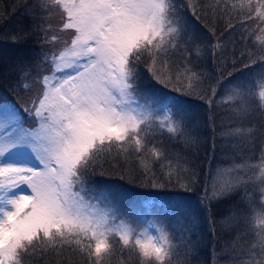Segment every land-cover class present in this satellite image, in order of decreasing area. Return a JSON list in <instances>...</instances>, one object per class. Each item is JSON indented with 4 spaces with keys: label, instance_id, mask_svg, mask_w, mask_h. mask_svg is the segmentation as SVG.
Instances as JSON below:
<instances>
[{
    "label": "snow or ice",
    "instance_id": "obj_1",
    "mask_svg": "<svg viewBox=\"0 0 264 264\" xmlns=\"http://www.w3.org/2000/svg\"><path fill=\"white\" fill-rule=\"evenodd\" d=\"M198 2L187 0L186 5L196 20H200ZM40 7L58 9L61 23L54 29L46 18L40 28L42 43L50 49L42 62L50 64L51 71L38 78L42 91L31 102V110L25 109L36 126L25 127L14 105L0 104V264H27L25 258L49 254L61 264L67 251L84 264H112L118 253V264H128L132 254L138 264H172L176 246L163 221L158 224L141 216L133 226L119 218L108 199L110 189L91 195L97 189L85 178L100 169L99 175L125 179L119 172H104L102 161L119 169V161L127 164L135 158L140 170L136 179L146 185H174L184 190L178 196L192 191L195 174L173 164L156 141L157 134H184L183 106L177 97L161 102L139 87L141 66L152 80L176 92L194 94L203 83L201 74L186 64L180 69L172 60L187 30L177 11L185 5L177 0H40ZM207 11L229 21L232 31L240 28L245 44L240 58L247 60L242 67L261 65L229 88L225 102L238 104L233 113L240 121L251 113L252 100L264 114V0H210ZM66 31L72 33L68 40L55 34ZM254 32L260 33L255 52L247 46ZM209 93L215 96L216 89ZM207 103L211 107L212 99ZM255 131V126L235 127L223 135L251 142ZM156 162H162L160 175L153 168ZM247 169L255 170L250 179L259 182L262 195L258 208L250 206L248 221L256 239L240 264H264V152L256 163L218 169L197 206L177 201L169 207L185 216L191 229L203 205L210 223L209 202L245 185L247 181L234 174ZM244 198L251 202L247 193ZM141 223L146 226L141 228Z\"/></svg>",
    "mask_w": 264,
    "mask_h": 264
},
{
    "label": "trees",
    "instance_id": "obj_2",
    "mask_svg": "<svg viewBox=\"0 0 264 264\" xmlns=\"http://www.w3.org/2000/svg\"><path fill=\"white\" fill-rule=\"evenodd\" d=\"M209 2L210 0H199L196 7L200 20H196L186 6L187 0H177V4L185 5L177 11L182 22L187 25V30L182 34L172 60L180 69L186 64L193 72L201 74L203 83L196 93L176 92L171 87L152 80L143 66L140 68L143 71L140 73L139 83L141 92H151L161 102L168 96L177 97L184 108V134L175 137L167 133L157 134L156 141L162 143L173 164L178 163L195 174L192 191L178 196L177 193H183L184 190L174 185L163 188L146 185L142 179H136L140 170L135 158L129 159L127 164L119 161V169L113 168L110 162L102 161L104 172H119L125 179H120L116 174L99 175L100 169L96 175L85 178L89 185H95L97 192L110 189L108 199L119 209L120 218H126L133 224L141 216L144 220L155 219L158 224L163 221V226L176 246L172 264H240L241 260L248 258V249L256 239L248 221L250 206L258 208L262 195L259 182L250 179L256 175L254 169L239 172V177L247 181L245 185L226 197L209 202L210 223L209 213L203 205H200L196 213V225L191 229L187 218L179 212L173 213L169 207L177 201L197 206L205 195V187L210 189L212 178L221 166L239 165L245 161L256 163L264 152V114L261 113L258 102L250 101L252 111L244 121L234 116L233 108L238 107V104L225 102L231 94L229 88L257 72L261 65L258 62L249 69L242 67L247 63V60L240 58V53L245 48L240 39L243 33L239 27L232 31L227 27L229 21L208 13ZM46 18L54 29L61 23L59 10L49 8L44 11L40 7V0H0V104L7 101L17 106L24 126L27 127L36 126L35 118L25 109L31 110V102L42 91L38 78L51 71V65L42 62L43 55L50 51L42 43L40 32ZM230 22L237 24L236 19H231ZM253 23L248 24L250 30ZM51 34L53 33H49ZM55 34L68 40L72 33L66 31ZM258 35L259 32H254L248 37L247 46L254 52L258 44L254 41ZM217 43L221 47L214 48ZM52 47L59 48L62 45ZM25 83L30 87L24 88ZM212 87L216 89L215 96H210L209 89ZM255 90L258 92L259 88L256 87ZM200 96L205 98L200 99ZM209 98L213 101L211 107L207 103ZM253 126L256 131L251 142L223 135L235 127ZM160 163L162 162L153 164L157 175L161 172ZM246 193L251 196V202L244 198ZM120 255L118 253L112 258V264H118ZM122 255L127 260L129 253L125 251ZM64 256L71 264H84L71 251L65 252ZM25 259L27 264H45V261L47 264H55L56 258L49 254L47 257ZM66 260L61 259V264H66ZM128 264H138L134 254Z\"/></svg>",
    "mask_w": 264,
    "mask_h": 264
},
{
    "label": "rangeland",
    "instance_id": "obj_3",
    "mask_svg": "<svg viewBox=\"0 0 264 264\" xmlns=\"http://www.w3.org/2000/svg\"><path fill=\"white\" fill-rule=\"evenodd\" d=\"M144 70V69H143ZM143 71L142 70H140V73H142ZM1 104H8V105H14L13 103H11V102H7V101H5V102H2ZM15 106V105H14ZM16 108H17V106H15ZM18 109V108H17ZM19 110V109H18ZM20 112V111H19ZM21 114V113H20ZM22 116V115H21ZM25 127H27V126H25ZM233 165L232 164H230V165H223V166H221L219 169H226V168H230V167H232ZM234 175H236V176H239V172H237V173H235ZM215 176H216V174H215ZM215 176H214V178H215ZM214 178H212V181H211V184H212V182H213V180H214ZM258 186L260 187V185H259V183H258ZM23 187V186H22ZM97 194H99V191L98 192H96ZM96 193H90L91 195H96ZM111 201V200H110ZM111 204H112V206L116 209V211L118 212L119 211V209L114 205V203L111 201ZM118 216H119V218H120V214H119V212H118ZM121 219H126V218H121ZM127 220V219H126ZM133 226H136V224H133ZM146 226V224L145 223H143L142 225H140V227L141 228H143V227H145ZM200 230V229H199ZM152 234H155V231L154 230H152ZM244 259H247V258H244Z\"/></svg>",
    "mask_w": 264,
    "mask_h": 264
}]
</instances>
